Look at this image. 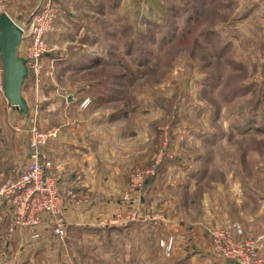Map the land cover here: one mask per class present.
I'll list each match as a JSON object with an SVG mask.
<instances>
[{
	"label": "rangeland",
	"instance_id": "374dc122",
	"mask_svg": "<svg viewBox=\"0 0 264 264\" xmlns=\"http://www.w3.org/2000/svg\"><path fill=\"white\" fill-rule=\"evenodd\" d=\"M56 1L38 82L28 69L23 84L28 113L0 92V168L13 174L32 128L56 130L42 152L63 194L44 148L59 134L110 136L93 145L114 144L125 200L151 188L158 203L208 218L210 242L209 228L239 239L233 224L264 237V0ZM169 237L153 240L163 254Z\"/></svg>",
	"mask_w": 264,
	"mask_h": 264
},
{
	"label": "crops",
	"instance_id": "0c3cea01",
	"mask_svg": "<svg viewBox=\"0 0 264 264\" xmlns=\"http://www.w3.org/2000/svg\"><path fill=\"white\" fill-rule=\"evenodd\" d=\"M39 3L40 0H7L4 11L21 27L28 21L22 6H28L27 10L36 9ZM18 54H24L22 43L18 46ZM83 123L91 126L89 120ZM101 136L59 134L44 148L51 158L61 189L72 190L76 195L74 199L65 196L62 216L66 230L63 238L53 233V224L47 214H43L40 223L32 229L10 230L12 214L0 201V264L233 263L212 255L206 231L208 218H189L179 202L171 204L173 200L166 197L158 203L155 197H150L154 195L151 188H146L137 205L132 200H125L127 177L124 168L118 166L114 158V144L103 140L98 142V148L93 145L97 139L110 138ZM98 154L102 162L100 166ZM27 161L28 152L19 153L13 159V174L10 165L7 169L0 168V179H3L0 181L4 183L22 170ZM4 173L8 177L3 178ZM126 209L134 217L127 223H113ZM34 233L39 237L33 238ZM167 236L175 238L169 257H165L153 241Z\"/></svg>",
	"mask_w": 264,
	"mask_h": 264
},
{
	"label": "built area",
	"instance_id": "2783aa9c",
	"mask_svg": "<svg viewBox=\"0 0 264 264\" xmlns=\"http://www.w3.org/2000/svg\"><path fill=\"white\" fill-rule=\"evenodd\" d=\"M7 0H0V14L4 12V4ZM59 5L56 0H40L38 7L30 14L22 29L20 43L24 45V57L26 59L27 72L38 82L41 72V60L47 55L46 37L53 28L58 15ZM3 66L0 61V92L3 93ZM4 94V93H3ZM88 100H83L82 105ZM56 130L46 133L36 128L30 130L27 142L28 161L24 168L0 186V201L11 212L9 223L10 230L21 227L34 228L40 223L41 216L47 214L53 224V233L63 238L66 230V222L62 216V208L67 198H76L71 190L66 194L60 193L54 177L49 173V162L42 152L45 144L56 136ZM139 178L134 180V187L140 184ZM132 191V190H131ZM128 198V195H125ZM119 217V216H118ZM239 239H234L227 229H208L213 250L224 260L240 262L241 264H264L261 250L264 249V237L246 239L242 236L240 225L233 224ZM33 238L39 237L32 234ZM173 238L169 237L161 241L164 254L169 255Z\"/></svg>",
	"mask_w": 264,
	"mask_h": 264
},
{
	"label": "water",
	"instance_id": "95a60500",
	"mask_svg": "<svg viewBox=\"0 0 264 264\" xmlns=\"http://www.w3.org/2000/svg\"><path fill=\"white\" fill-rule=\"evenodd\" d=\"M22 29L5 13L0 14V61L3 66L2 88L8 104L28 113V105L22 96L24 80L28 75L26 59L18 54ZM71 96L68 101H71ZM232 264H241L233 262Z\"/></svg>",
	"mask_w": 264,
	"mask_h": 264
},
{
	"label": "trees",
	"instance_id": "16d2710c",
	"mask_svg": "<svg viewBox=\"0 0 264 264\" xmlns=\"http://www.w3.org/2000/svg\"><path fill=\"white\" fill-rule=\"evenodd\" d=\"M26 78H27V77H26ZM26 78H25V79H26Z\"/></svg>",
	"mask_w": 264,
	"mask_h": 264
}]
</instances>
